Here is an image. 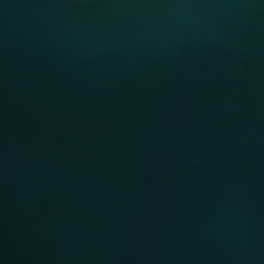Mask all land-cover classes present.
Returning a JSON list of instances; mask_svg holds the SVG:
<instances>
[{
  "label": "water",
  "instance_id": "1",
  "mask_svg": "<svg viewBox=\"0 0 264 264\" xmlns=\"http://www.w3.org/2000/svg\"><path fill=\"white\" fill-rule=\"evenodd\" d=\"M0 264H264V0H0Z\"/></svg>",
  "mask_w": 264,
  "mask_h": 264
}]
</instances>
